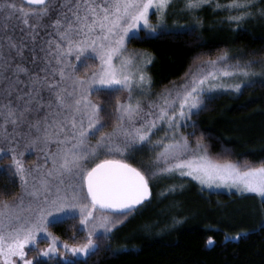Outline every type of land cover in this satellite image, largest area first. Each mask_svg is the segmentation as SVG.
<instances>
[{
    "label": "snow or ice",
    "instance_id": "obj_1",
    "mask_svg": "<svg viewBox=\"0 0 264 264\" xmlns=\"http://www.w3.org/2000/svg\"><path fill=\"white\" fill-rule=\"evenodd\" d=\"M171 2L0 0V160H9L0 168L10 180L18 177L23 189L16 202L0 201L2 264H45L40 258L52 259L61 247L71 253L62 264H80L74 257L99 252L97 241L109 239L108 233L151 195L149 181L157 173L178 172L201 185L264 198V162H219L199 142L191 149L179 134L186 126L182 122L203 110L206 99L211 101L205 94L222 86L218 78L233 72L208 61V68L198 66L174 91L159 94L147 107L142 103L151 79L127 44L139 38L141 22L150 27L149 9L163 14ZM206 3L185 0V7ZM216 6L242 10L230 20L251 15V0ZM233 87L239 91L241 86ZM121 92L127 93L123 100ZM107 120L114 121L109 132ZM160 132L164 138L154 144ZM149 145L155 152L150 167L127 162ZM31 153L38 154L37 161L26 167ZM77 218L86 241L58 245L49 227ZM42 241H48L47 248L39 247ZM29 251L36 253L31 259Z\"/></svg>",
    "mask_w": 264,
    "mask_h": 264
},
{
    "label": "trees",
    "instance_id": "obj_2",
    "mask_svg": "<svg viewBox=\"0 0 264 264\" xmlns=\"http://www.w3.org/2000/svg\"><path fill=\"white\" fill-rule=\"evenodd\" d=\"M229 0H209L197 10L171 11L167 26L180 30L159 31L127 44L134 52L151 57L149 76L155 92L171 88L198 66L229 57L232 67L264 66V0H251V15L241 9L217 8ZM124 93L118 95L123 99ZM100 102L103 97H93ZM117 97L112 98L115 105ZM180 128L190 148L197 142L216 161L259 166L264 162V82L255 80L236 94H218ZM111 111V109H109ZM109 132L114 124L107 120ZM134 167L152 162L140 153L127 158ZM151 162V163H149ZM9 161L0 160L7 166ZM14 181V182H13ZM150 198L98 240L101 250L80 264H264V200L253 195L207 193L186 177L157 173L149 181ZM21 192L19 178L0 168V201L13 203ZM79 218L50 226L62 243L82 244L85 232ZM211 239L212 243H209ZM45 264H62L48 259Z\"/></svg>",
    "mask_w": 264,
    "mask_h": 264
},
{
    "label": "rangeland",
    "instance_id": "obj_3",
    "mask_svg": "<svg viewBox=\"0 0 264 264\" xmlns=\"http://www.w3.org/2000/svg\"><path fill=\"white\" fill-rule=\"evenodd\" d=\"M202 7H205V5H203ZM217 8H219V7H217ZM197 9H199V8H197ZM197 9H193V10H197ZM173 10H175L177 12L193 11V10H189L185 7V0H172L170 6L168 7V9L163 14L158 13L155 8H151V9H149V14H148L150 27L144 28L143 22H141V30H139V32L144 31L148 35H154L155 33H158L159 31L183 29V27H178V26L171 27V26L165 25L166 21L168 20V18L170 16L169 14ZM229 10H231V9H229ZM153 29L155 31H153ZM128 53L139 54L140 67L144 68L147 76L150 77L149 76L150 63L148 61L151 62V57L149 56V54L144 53V52H137V51L132 52L129 49H128ZM215 61H217V67L218 68H225L226 67L229 71L233 72L234 74L231 76H226V77L220 76L218 78V81H216V83H218L222 86L215 88L210 93H206L205 94L206 97H212V96L218 95V94H236L240 91V89L243 86L248 85L257 79L262 80L264 82V66L262 68H257L256 70L253 67H248V68L247 67H242V68L232 67V65L230 64L229 57H226L225 60H220V58H219V59H216ZM203 67L208 68L209 65L206 63ZM241 69H246L248 71V75H242L241 71H240ZM186 80L187 79H185V80H183V82H180L176 85H173L171 88L166 89V90L161 91V92H155L152 88V82H151L150 89H148L145 92V95L143 97H141L142 103L145 105V107H147L149 101L157 100L159 94L164 93L167 90H173L174 91L178 86L185 83ZM235 84H240L241 87H240L239 91H237L233 87ZM123 93H124V97H123V99H124L127 96V93L126 92H123ZM185 122H182V123L185 124ZM179 134H181L180 130H179ZM169 135H171V134H169ZM162 138H164V132H160L157 136L153 137V143L155 144L156 140H159ZM92 143H95V139H93ZM191 149H196V148L191 147ZM140 153L147 156L149 161L153 162L155 152L153 150L152 145H149L143 152H140ZM140 153H137L134 156L139 155ZM37 155H38L37 153L26 154V157H25L26 167H31L37 161ZM40 155H41V160H42V154H40ZM105 158H117V159H119L120 157L119 156H100L99 157V159H105ZM99 159L92 161L89 166H94L95 163L99 162ZM4 160L7 162L9 161L7 159H4ZM127 162H128V160H127ZM151 162H149V163H151ZM173 174L180 176L178 172L173 173ZM173 174H168V175L172 176ZM182 177L188 178L189 180L194 182L201 191H204L207 193H226V194L233 193V194H237V195H253L260 200H264V198L260 197L256 193L242 192L236 188H230V187H226L223 185L219 186V187H217L216 185H213L212 187H208L207 185H201L198 181L192 179L191 177H188V176H182ZM22 195H23V189L21 187V192H20L18 198H20ZM18 198L14 202H16L18 200ZM25 202H27V197H25ZM100 231H102V230H100ZM85 234H86V238H87V233L85 232ZM63 244L64 243H62L58 240V245L62 246ZM47 246H48V241H42L39 245V247L41 249L47 248ZM35 255H36V253L34 251H29L28 258L31 259ZM65 255L71 257V253H65L61 247L59 254L56 255L55 257H53L52 259H55V260L62 263V257ZM84 258H85L84 256L74 257V259H84ZM40 259L46 261L49 258L41 257ZM0 264H2V261H0Z\"/></svg>",
    "mask_w": 264,
    "mask_h": 264
},
{
    "label": "water",
    "instance_id": "obj_4",
    "mask_svg": "<svg viewBox=\"0 0 264 264\" xmlns=\"http://www.w3.org/2000/svg\"><path fill=\"white\" fill-rule=\"evenodd\" d=\"M149 198H150V196L141 204V205H137L136 206V209L138 208V207H140V206H142L143 204H145L148 200H149Z\"/></svg>",
    "mask_w": 264,
    "mask_h": 264
}]
</instances>
